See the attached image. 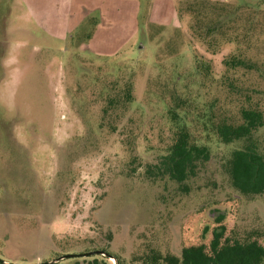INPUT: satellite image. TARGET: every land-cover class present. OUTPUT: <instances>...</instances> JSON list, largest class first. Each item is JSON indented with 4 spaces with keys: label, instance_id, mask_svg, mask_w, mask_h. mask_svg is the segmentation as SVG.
I'll list each match as a JSON object with an SVG mask.
<instances>
[{
    "label": "rangeland",
    "instance_id": "1",
    "mask_svg": "<svg viewBox=\"0 0 264 264\" xmlns=\"http://www.w3.org/2000/svg\"><path fill=\"white\" fill-rule=\"evenodd\" d=\"M30 1L36 20L18 0H0L5 264L68 254L52 264H86L83 254L103 249L130 264L146 245L178 253L215 226L242 237L264 224V194L240 196L224 173L243 143L222 144L212 128L236 121L239 107L264 117V0ZM222 16L225 42L210 35ZM231 55L248 69L225 73ZM122 82L132 102L102 115ZM170 106L208 151L185 194L145 172L173 138ZM252 140L264 154V124Z\"/></svg>",
    "mask_w": 264,
    "mask_h": 264
},
{
    "label": "trees",
    "instance_id": "2",
    "mask_svg": "<svg viewBox=\"0 0 264 264\" xmlns=\"http://www.w3.org/2000/svg\"><path fill=\"white\" fill-rule=\"evenodd\" d=\"M225 18L226 16H222L218 19L221 22L218 32L210 33L218 36L217 39L221 42L227 40L222 30L226 24ZM89 37L90 32L86 35V38ZM204 41L210 43L216 40L204 38ZM240 57L241 55H231L229 59L222 61L225 73L241 68L248 69V65ZM231 82H228L229 89L233 87ZM112 89V95L107 96L101 108L102 115L110 111L123 110L132 102L129 83L122 82ZM175 103L176 101L173 105ZM172 106L168 108L167 115L173 128V138L165 152L156 159L154 165L148 166L145 172L147 176L152 177L151 182L165 180L176 185L180 192L185 194L188 191V184L195 179L202 165L208 160V151L204 146L196 145L191 141ZM234 120L236 121L226 122L223 118L212 121L213 132L220 143L229 144L236 141L243 143L240 149L233 150L229 154L223 166L224 173L232 191L246 198L259 197L264 194V154L258 152L252 134L263 126L264 117L257 109L239 107ZM221 219V216H217L215 222L220 223ZM225 232L223 225L215 226L209 231L207 241L198 240L193 244L182 246L178 253L162 252L154 246L146 245V248L132 257L130 264H264V224L245 231L242 237H239L241 234L230 236ZM205 233L204 228L200 239H203ZM102 252L107 257H111L114 264H124L119 256L106 249ZM106 256L97 254L85 256L89 259L85 263L97 264V259L102 262L107 261L109 259Z\"/></svg>",
    "mask_w": 264,
    "mask_h": 264
},
{
    "label": "crops",
    "instance_id": "3",
    "mask_svg": "<svg viewBox=\"0 0 264 264\" xmlns=\"http://www.w3.org/2000/svg\"><path fill=\"white\" fill-rule=\"evenodd\" d=\"M20 5L23 6L26 15L32 20H36V13H38V8L34 7L30 0H18Z\"/></svg>",
    "mask_w": 264,
    "mask_h": 264
},
{
    "label": "water",
    "instance_id": "4",
    "mask_svg": "<svg viewBox=\"0 0 264 264\" xmlns=\"http://www.w3.org/2000/svg\"><path fill=\"white\" fill-rule=\"evenodd\" d=\"M100 255V256H106V254H104V252H102V251H92V252H87V253H85V254H83L82 256H90V255ZM70 257H72V255H70V254H68V255H64V256H61V257H59V258H57L56 260H54V261H52V262H48V263H40V264H52V263H54V262H56V261H58V260H62V259H67V258H70ZM107 257V256H106ZM108 259H110V260H113V259H111V257H107ZM0 262L2 263V264H5V262H3L2 260H0Z\"/></svg>",
    "mask_w": 264,
    "mask_h": 264
}]
</instances>
